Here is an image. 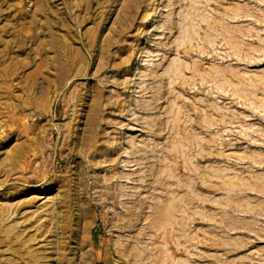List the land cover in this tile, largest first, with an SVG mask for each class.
Masks as SVG:
<instances>
[{
	"label": "rangeland",
	"instance_id": "1",
	"mask_svg": "<svg viewBox=\"0 0 264 264\" xmlns=\"http://www.w3.org/2000/svg\"><path fill=\"white\" fill-rule=\"evenodd\" d=\"M193 1L0 0V264H264V0Z\"/></svg>",
	"mask_w": 264,
	"mask_h": 264
},
{
	"label": "bare ground",
	"instance_id": "2",
	"mask_svg": "<svg viewBox=\"0 0 264 264\" xmlns=\"http://www.w3.org/2000/svg\"><path fill=\"white\" fill-rule=\"evenodd\" d=\"M193 1V0H192ZM194 2V1H193ZM77 4V3H76ZM193 6V5H192ZM194 7V6H193ZM195 8V7H194ZM71 12V11H70ZM191 15V14H190ZM193 15V14H192ZM186 16V15H185ZM60 17V16H59ZM76 18V17H75ZM28 19V18H27ZM190 19V18H189ZM76 20V19H75ZM185 20V19H184ZM192 20V19H191ZM185 22V21H184ZM73 23V22H72ZM191 25V24H190ZM186 26H188V25H186ZM71 27V26H70ZM185 27V26H184ZM192 27V25L190 26V28ZM38 29V28H37ZM183 29V28H182ZM185 29V28H184ZM195 29V28H194ZM186 30V29H185ZM184 30V31H185ZM30 31V30H29ZM49 31V30H48ZM193 31V30H192ZM55 32V31H54ZM193 32H195V31H193ZM184 33V32H183ZM185 34V33H184ZM183 34V35H184ZM185 36V35H184ZM64 37V36H63ZM66 38V37H65ZM67 39V38H66ZM188 42H190L189 40H188ZM182 44V43H181ZM68 44H66V46H67ZM179 45H180V43H179ZM185 45V44H184ZM65 50V49H64ZM68 54V53H67ZM64 55V54H63ZM180 62V61H179ZM183 65H185V64H183ZM187 65V64H186ZM79 68V67H78ZM180 68V67H179ZM78 70V69H77ZM76 70V71H77ZM168 70V69H167ZM174 71V70H173ZM80 73V72H79ZM179 78V77H178ZM177 110H175L174 112H178V107L176 108ZM179 110H181V109H179ZM175 116H176V114H175ZM187 134V133H186ZM176 152V151H175ZM26 156V155H25ZM173 200V199H172ZM176 201V200H175ZM174 202V201H173ZM168 203H170V202H168ZM171 204V203H170ZM6 206V205H5ZM167 207H168V204H167ZM170 207V206H169ZM5 209V208H4ZM2 210V209H1ZM0 210V211H1ZM6 210V209H5ZM166 210V209H165ZM171 211V210H170ZM171 213V212H170ZM172 213H173V211H172ZM7 214V213H6ZM168 215V214H167ZM2 216V215H1ZM4 216V215H3ZM171 216V215H170ZM170 216H169V218H170ZM164 217H166V216H164ZM8 218V217H7ZM9 219V218H8ZM1 220V219H0ZM7 220V219H6ZM2 222V221H1ZM0 222V223H1ZM2 224V223H1ZM17 225V224H16ZM6 227V226H5ZM11 228V227H10ZM3 229H4V227H3ZM15 231H16V229H15ZM13 232V231H12ZM14 233V232H13ZM6 234V233H5ZM8 235H10L11 236V233L10 234H8ZM8 235H6V236H8ZM21 237V236H20ZM6 238V237H5ZM20 239V238H19ZM5 240H7V239H5ZM16 240V239H15ZM21 240V239H20ZM31 240V239H30ZM16 243V242H15ZM51 243V242H50ZM28 245V244H27ZM26 247V246H25ZM23 248H24V246H23ZM25 249V248H24ZM7 251H9V249H7ZM11 252V251H10ZM28 253H29V250H28ZM15 254H17V253H14V255ZM32 254V253H31ZM20 256V255H19ZM28 257V256H27ZM32 258V257H31ZM41 259H42V257H41ZM176 260V259H175ZM11 261V260H10ZM159 261V260H158ZM33 263H34V261H33ZM175 263V262H174ZM9 264V263H8ZM35 264V263H34ZM177 264V263H176Z\"/></svg>",
	"mask_w": 264,
	"mask_h": 264
}]
</instances>
